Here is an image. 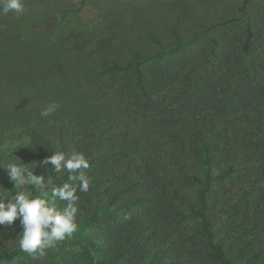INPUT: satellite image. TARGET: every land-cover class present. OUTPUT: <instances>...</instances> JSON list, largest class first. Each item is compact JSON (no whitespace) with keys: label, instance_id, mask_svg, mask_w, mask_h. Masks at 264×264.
<instances>
[{"label":"trees","instance_id":"16d2710c","mask_svg":"<svg viewBox=\"0 0 264 264\" xmlns=\"http://www.w3.org/2000/svg\"><path fill=\"white\" fill-rule=\"evenodd\" d=\"M215 2L201 29L173 27L107 64L103 85L121 113L104 109V122L76 146L29 128L41 160L83 152L89 167L80 171L91 177L89 191H77L88 236L59 242L69 257L37 264H264V5L253 13L256 0ZM37 35L46 39L28 29L25 40ZM6 165L0 153L12 196L20 188ZM43 167L55 187L78 186L67 171ZM51 187L49 202L66 204ZM25 255L2 248L0 264Z\"/></svg>","mask_w":264,"mask_h":264},{"label":"rangeland","instance_id":"374dc122","mask_svg":"<svg viewBox=\"0 0 264 264\" xmlns=\"http://www.w3.org/2000/svg\"><path fill=\"white\" fill-rule=\"evenodd\" d=\"M256 2L253 13L258 4L264 5V0ZM215 3V0H24L22 14H0V28L5 29L0 32V46L4 48L8 43V49L0 51L1 155L7 163L22 160L26 167L34 168V174L43 175L44 167L39 163L41 149L32 140L29 128L36 126L56 137L61 133L76 146L94 132V125L104 122L106 113H121L122 105L114 101L111 90L103 85L107 64L130 59V48L143 46L153 35L173 27L187 31L201 29L203 16L205 13L213 16L211 7ZM60 9L69 13L62 17ZM28 29L39 30L46 39L37 35L36 39L30 38L35 43L26 41ZM202 42L200 39L197 44ZM51 103L59 107L48 117L41 116V111ZM121 130L120 125L114 129L116 134ZM28 190L25 186L24 191ZM36 192L39 194L37 189ZM10 196L9 189L0 181V197ZM57 206L62 208L65 204ZM77 223L72 237L79 233L88 236L87 228L79 230L78 217ZM21 232L19 220L0 226V249L19 247ZM71 254L58 243L47 250L43 260H34L26 252L17 264H37Z\"/></svg>","mask_w":264,"mask_h":264},{"label":"clouds","instance_id":"9594fccd","mask_svg":"<svg viewBox=\"0 0 264 264\" xmlns=\"http://www.w3.org/2000/svg\"><path fill=\"white\" fill-rule=\"evenodd\" d=\"M24 10V0H0V14L14 12L19 15ZM58 107L57 103L49 104L41 111V116L48 117ZM39 163L43 166L51 164L57 173L62 169L67 171L69 179H76L79 184L64 183L61 187H55L51 177L45 180L43 175L34 174V168H26L27 164L22 160H13L4 166L8 170L9 179L20 191L8 199L0 197V226L12 225L19 220L22 228L19 247L37 261L46 257L48 249H54L59 242L71 238L77 231V201L80 199L77 191L87 193L91 183V177L80 171L89 167V161L83 152H56ZM25 186H28L27 192L24 191ZM49 186H52V196L66 201L64 207L58 208L49 202ZM32 189H37L39 194H34Z\"/></svg>","mask_w":264,"mask_h":264}]
</instances>
